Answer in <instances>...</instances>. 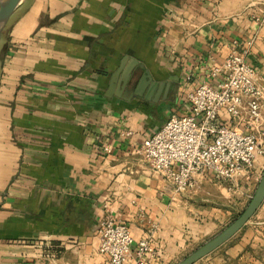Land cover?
<instances>
[{
	"label": "crops",
	"instance_id": "obj_1",
	"mask_svg": "<svg viewBox=\"0 0 264 264\" xmlns=\"http://www.w3.org/2000/svg\"><path fill=\"white\" fill-rule=\"evenodd\" d=\"M235 46L264 85V0H24L0 52V264H113L99 250L107 213L129 226L132 249L148 240L146 264H177L228 226L264 156L251 183L205 172L177 191L141 148L190 111L191 89L218 83L212 67ZM133 59L158 85L111 88ZM220 120L262 136L264 103L259 127ZM194 264H264V202Z\"/></svg>",
	"mask_w": 264,
	"mask_h": 264
},
{
	"label": "built area",
	"instance_id": "obj_2",
	"mask_svg": "<svg viewBox=\"0 0 264 264\" xmlns=\"http://www.w3.org/2000/svg\"><path fill=\"white\" fill-rule=\"evenodd\" d=\"M222 75L217 84L200 83L187 93L189 112L173 115L164 126L145 138L141 151L152 169L167 178L177 191L196 189L198 173L211 172L220 179L252 182L256 163L264 156L262 136L222 123L225 111L232 119H244L259 127L262 121L264 85L257 68L236 46L216 63L212 76ZM247 115L245 119L244 116ZM110 151V147L106 148ZM99 250L113 264H146L152 250L146 239L132 249L129 226L112 214L101 217L98 227Z\"/></svg>",
	"mask_w": 264,
	"mask_h": 264
},
{
	"label": "water",
	"instance_id": "obj_3",
	"mask_svg": "<svg viewBox=\"0 0 264 264\" xmlns=\"http://www.w3.org/2000/svg\"><path fill=\"white\" fill-rule=\"evenodd\" d=\"M23 2L24 0H0V52L4 30L8 25L12 15L18 10ZM138 67L143 69V74L139 76H137ZM136 76L139 78H137ZM132 82L135 85L132 93H140V88H142L146 84L150 86V90L158 85V82L152 80V74L150 70L146 68L144 63H141L136 59L131 60V62L123 60L122 66L112 76L111 88H113L114 86L117 87L119 84L121 88L127 89V87L131 85ZM263 202L264 173L251 200L249 201L247 206L239 212L234 220L228 226L222 229L218 234L208 239L206 242L201 244L199 247H197L195 250L181 259L177 264H194L201 258L207 256L208 254L219 248L243 228V226L252 218V216L259 209Z\"/></svg>",
	"mask_w": 264,
	"mask_h": 264
},
{
	"label": "rangeland",
	"instance_id": "obj_4",
	"mask_svg": "<svg viewBox=\"0 0 264 264\" xmlns=\"http://www.w3.org/2000/svg\"><path fill=\"white\" fill-rule=\"evenodd\" d=\"M7 26H8V25H7ZM7 26H6V28H7ZM6 28H5V30H4V33H5V31H6ZM246 205H247V204H246ZM243 209H244V208H243ZM243 209H241L240 211H242ZM237 215H238V214H237ZM237 215H236V216H237ZM236 216H235V217H236ZM235 217H234V218H235ZM234 218H232V220H233ZM232 220H231V221H232Z\"/></svg>",
	"mask_w": 264,
	"mask_h": 264
}]
</instances>
